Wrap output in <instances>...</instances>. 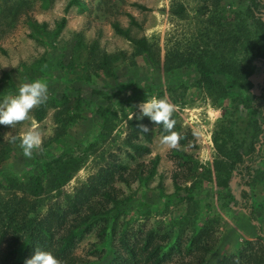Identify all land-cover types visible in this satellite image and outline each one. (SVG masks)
I'll return each instance as SVG.
<instances>
[{
  "label": "rangeland",
  "instance_id": "obj_1",
  "mask_svg": "<svg viewBox=\"0 0 264 264\" xmlns=\"http://www.w3.org/2000/svg\"><path fill=\"white\" fill-rule=\"evenodd\" d=\"M70 1L0 0V103L18 94L23 83L39 79L49 89L47 103L40 106L44 108L41 121L36 119L38 107L31 113V121L15 128L0 125V208L14 198H24L31 202L33 211L28 218L33 220L51 208L70 212V201L79 189L86 191L90 179L107 170L105 189L116 201L106 205L99 188L79 209L82 215L91 214V209L102 214L71 250L82 261L108 264L115 249L123 253V237L129 245L140 248L149 233L148 250L157 245L162 256H170L163 264H221L225 257L238 253L246 241L264 244L243 209V203L249 201L264 238V160L256 165L253 175L233 165L227 189L217 186L213 169L217 156L213 132L233 127L237 144L243 139L244 121L229 114V99L216 100L198 86L193 67L170 74L164 71L171 54L187 58L220 51L228 61L246 56L253 79L264 82V60L255 57L256 25L264 22L262 3L79 0L85 6L80 13L77 6L67 8ZM180 5L184 8L181 18L173 14ZM127 14L140 27L130 25ZM63 17V29L54 34ZM113 21L128 28L133 38L145 37L151 55H138L131 42L113 32ZM153 96L176 105V123L186 138L180 150H169L160 143L162 132L148 117L139 119L150 129L151 141H127L129 122L136 115L140 117L138 105ZM239 110L244 119L246 111ZM33 124L43 134V151L34 152L29 159L23 156L19 140L13 144L9 137H19ZM263 141V137L253 139L256 148ZM136 145L142 148L138 151ZM79 156L86 157L83 165L59 190L46 188L37 198L30 195L29 182L42 174L45 162ZM156 156L155 176L142 182L139 176L148 174ZM183 157L196 162L198 168L192 181L182 182L179 175L181 191H177L174 176L186 168L178 166V158ZM41 177L46 186V179ZM184 188H192L191 195ZM105 218L109 222L103 242L98 233ZM201 233L198 242L195 238ZM26 255L31 258L22 242L10 245L7 237L0 243V264H24Z\"/></svg>",
  "mask_w": 264,
  "mask_h": 264
},
{
  "label": "trees",
  "instance_id": "obj_2",
  "mask_svg": "<svg viewBox=\"0 0 264 264\" xmlns=\"http://www.w3.org/2000/svg\"><path fill=\"white\" fill-rule=\"evenodd\" d=\"M262 3L264 8V0H257ZM77 6L80 13H83L85 6L79 0H71L67 8L70 6ZM140 7V6H138ZM142 8V7H141ZM143 9V8H142ZM174 15L181 18L184 15L183 6H177L173 12ZM130 20V25L140 27L135 18L127 14ZM66 22L65 17L56 25L54 34H58ZM111 28L116 35H119L131 42L135 52L145 56L151 55V45L145 37L135 39L131 36L128 28H123L120 23L113 21ZM259 29L257 36L258 47L255 50V57L257 60H264V22L257 23ZM234 40L239 43V37L235 36ZM233 40V41H234ZM218 51V50H217ZM205 53V52H202ZM189 56L187 58L171 54L166 58L164 71L170 74L172 71L181 70L184 67H193L196 75H198V86L209 93V95L216 100L229 99L231 106L229 107V114L235 116L236 120H242L245 123L243 129V139L237 144L233 141L234 128L220 127L213 132L212 141L217 152L214 158L213 169L216 174L217 186L222 189L228 188V183L231 178V167L234 165L242 166L250 175L255 173L256 165L264 160V141L262 145L256 148L257 143H253V139L263 137L264 139V82H257L253 79V71L251 64L246 62V56L241 60L230 58L228 61L223 52L208 53ZM248 53V52H247ZM152 57V56H151ZM224 78V80L220 79ZM255 91V93H254ZM143 102V101H142ZM240 108L246 111V117H240ZM38 110V109H37ZM44 108L40 107L37 121L43 119ZM173 119L176 120L174 114ZM141 120L137 115L129 122L131 132L127 141L132 143L143 139L150 142V133L142 132L138 127L141 125ZM235 125V121H231ZM144 125V124H143ZM160 132L163 133L162 126L156 125ZM238 129V128H236ZM174 131L181 134L180 126L176 123ZM180 144L182 147L186 143V138L181 134ZM250 138H249V137ZM136 150H140L142 145H136ZM147 151L146 148H143ZM182 154L180 151H176ZM132 158H135L132 155ZM86 157L79 156L77 158L64 159L63 157H56L50 161L45 162L42 174L34 176L30 184V195L32 197H39L45 190H59L65 185L72 176L81 168ZM179 168H183L180 174H175L174 187L177 191H181V182H178V177L181 175L182 182L192 181L195 177L196 169L198 168L196 162H191L189 159L178 158ZM159 162V156L152 160L151 169L144 177L139 176L142 182L153 178L156 174V168ZM107 170L103 173H98L90 179V185L84 189H79L77 194L71 199V211L64 209H49L47 213L40 219L28 218L29 211H33L31 202L24 198H14L9 202H5L0 208V243L7 237H10V245H19L21 242L25 245V250L29 252L31 257L35 254V250L49 251L57 259L62 261V264H91V262L82 261L72 255L71 250L76 243L91 231L96 220L101 219L100 213H96L91 209V214L82 215L79 211L91 195H95L99 188L102 189V196L106 199V205L116 201L115 195L105 189L107 185ZM138 174L139 172L136 171ZM106 174V175H105ZM113 173H110L112 176ZM46 179L47 185L44 186L42 177ZM187 195H191L192 188H184ZM244 197L245 194H244ZM14 203V204H11ZM28 206L29 209H25ZM243 209L248 214L249 220L256 225L258 229V239L264 242V238L260 234V225L253 206L249 201L243 203ZM1 215L5 217H1ZM72 216H74L72 218ZM108 218L104 220V226L101 228L98 236L103 242L106 239L108 228ZM23 233L24 236H22ZM21 235V236H20ZM203 233L196 236V241H200ZM151 233L148 234L143 245L140 248L129 245L125 237L120 242L123 253L117 252L112 254L111 261L108 264H163L166 259H169V254L161 255L159 246H154L149 251L151 241ZM114 249V248H113ZM143 256H145L143 258ZM30 256H24V264ZM16 264H19L16 262ZM221 264H264V244L258 241H246L240 248L239 252L225 257Z\"/></svg>",
  "mask_w": 264,
  "mask_h": 264
},
{
  "label": "clouds",
  "instance_id": "obj_3",
  "mask_svg": "<svg viewBox=\"0 0 264 264\" xmlns=\"http://www.w3.org/2000/svg\"><path fill=\"white\" fill-rule=\"evenodd\" d=\"M49 99L48 84L42 80L23 83L18 94L5 97L0 103V125L15 128L18 124L31 121V113L34 109L47 103ZM140 117H148L155 124L162 126L163 133L160 137V143L169 150H180V144L183 137L180 133L174 131L176 120L173 114L176 111V105L167 98L153 96L147 101L138 105ZM142 132L148 133L150 129L146 125L138 126ZM19 140V147L22 149L23 156L31 159L33 153L43 151V134L36 124L23 131L19 137L10 136L9 142L15 144ZM25 264H62L51 252L35 250V254Z\"/></svg>",
  "mask_w": 264,
  "mask_h": 264
}]
</instances>
